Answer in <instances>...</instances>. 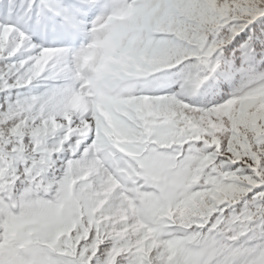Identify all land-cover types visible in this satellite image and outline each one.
<instances>
[{"label":"snow or ice","instance_id":"6c2138e0","mask_svg":"<svg viewBox=\"0 0 264 264\" xmlns=\"http://www.w3.org/2000/svg\"><path fill=\"white\" fill-rule=\"evenodd\" d=\"M0 264H264V0H0Z\"/></svg>","mask_w":264,"mask_h":264}]
</instances>
